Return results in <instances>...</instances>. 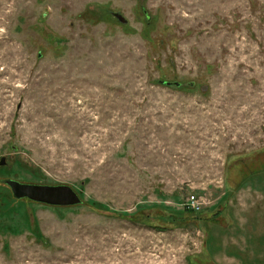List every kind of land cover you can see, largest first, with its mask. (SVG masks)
<instances>
[{
  "label": "rangeland",
  "instance_id": "374dc122",
  "mask_svg": "<svg viewBox=\"0 0 264 264\" xmlns=\"http://www.w3.org/2000/svg\"><path fill=\"white\" fill-rule=\"evenodd\" d=\"M3 156L82 203L0 182V264H264V0H0Z\"/></svg>",
  "mask_w": 264,
  "mask_h": 264
},
{
  "label": "water",
  "instance_id": "95a60500",
  "mask_svg": "<svg viewBox=\"0 0 264 264\" xmlns=\"http://www.w3.org/2000/svg\"><path fill=\"white\" fill-rule=\"evenodd\" d=\"M142 10L146 17L148 13L145 7L142 5ZM115 18L121 23L126 24L127 18L120 12L109 11ZM149 21V17H147ZM162 83L174 87L180 88L183 86H190V83L186 84L178 80H161ZM6 164V157L3 156L0 159V166ZM1 183L7 184L13 196L16 199H29L35 202H40L48 205L55 206H70L82 203V199L79 194L68 184H40L21 182L12 178H1Z\"/></svg>",
  "mask_w": 264,
  "mask_h": 264
},
{
  "label": "built area",
  "instance_id": "2783aa9c",
  "mask_svg": "<svg viewBox=\"0 0 264 264\" xmlns=\"http://www.w3.org/2000/svg\"><path fill=\"white\" fill-rule=\"evenodd\" d=\"M189 201H190V202L188 203V206H189L190 208L195 209V210H200V209H201V207L199 206L198 201H197V199L195 198V196H191V198H190Z\"/></svg>",
  "mask_w": 264,
  "mask_h": 264
},
{
  "label": "trees",
  "instance_id": "16d2710c",
  "mask_svg": "<svg viewBox=\"0 0 264 264\" xmlns=\"http://www.w3.org/2000/svg\"><path fill=\"white\" fill-rule=\"evenodd\" d=\"M187 209H189V210H191V211H194V212H196V213H200V212H202V209L201 210H195V209H192V208H187Z\"/></svg>",
  "mask_w": 264,
  "mask_h": 264
}]
</instances>
